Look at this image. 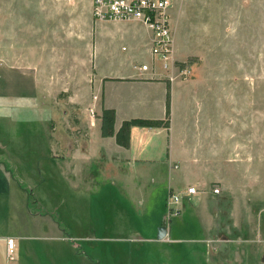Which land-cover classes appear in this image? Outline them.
Here are the masks:
<instances>
[{
  "label": "rangeland",
  "instance_id": "1",
  "mask_svg": "<svg viewBox=\"0 0 264 264\" xmlns=\"http://www.w3.org/2000/svg\"><path fill=\"white\" fill-rule=\"evenodd\" d=\"M93 1L0 0V63L9 64V69L0 67V162L14 177L22 174L37 179L34 185L40 188L38 193L47 195L49 205L55 203L58 194L66 195L73 227L79 225L83 211L96 227L119 226L116 234L123 235L129 226L136 227L143 237H153L159 228L156 222L164 220L171 227L172 244L146 243L137 246L138 254L151 264H208L205 250H212L215 235L210 228L216 223L212 211L218 202L202 203L198 208L185 198V210L168 213L169 192L158 187L149 196L141 190L134 200L108 182L101 185L97 195L82 200L76 193L70 194L67 185L56 178L57 169L44 160L49 153V136L75 134L96 117V110L94 117L90 113L93 85L81 81L78 68L81 58L87 56L92 62ZM167 1L174 49L179 55L188 52L184 62L175 61V66H192L189 78L210 82L205 109L211 114L229 111L231 82L234 148L229 182L233 197L222 198L219 205L232 206L234 218L250 224L243 237L264 240V230L257 229L259 223L264 224V0ZM112 23L120 22H110L109 31ZM132 44L129 38L105 42L95 61L103 69L145 61L156 71H163L148 49L140 46L132 51ZM38 65L41 85L47 83L50 74L48 88L37 85L32 68ZM173 72L174 78L183 79L176 69ZM220 81L227 82L226 92H222L225 88ZM21 143L26 151L18 153ZM181 185L186 187L185 182ZM213 185L218 184H210L211 188ZM155 212L159 213L156 219ZM227 233L230 238L240 234L233 230ZM261 256L258 264H264ZM236 258L231 264H242L239 259L243 253L237 251Z\"/></svg>",
  "mask_w": 264,
  "mask_h": 264
},
{
  "label": "crops",
  "instance_id": "2",
  "mask_svg": "<svg viewBox=\"0 0 264 264\" xmlns=\"http://www.w3.org/2000/svg\"><path fill=\"white\" fill-rule=\"evenodd\" d=\"M93 22L92 62L89 63L87 56L81 58L78 68L82 72L81 81L85 84L91 82L98 96L94 104L96 117L92 123L88 122L86 128L76 130L77 136L74 132L49 136V153L44 160L57 169L56 178L67 185L70 194L76 193L82 200L85 196L97 195L101 185L108 182L117 185L118 190L123 189L134 200L141 190L149 196L158 187L166 192L174 190L183 198L179 212L185 210V198L196 206L216 201L218 205L212 211L216 223L210 228L215 235L210 243L212 250H205L208 264H231L237 261V251L243 253V258L239 259L242 264H258L261 253L262 262L264 240L243 237L245 233L242 232L250 229V224L238 222L232 206L219 205L222 198L233 197L229 182L233 174L234 148L231 82L229 111L213 115L205 109L210 82L189 78L193 75L192 66L191 74L183 79L174 78L172 71L141 72L138 69L141 64L149 66L145 61L138 65L103 69L95 57L98 50H104L105 42L129 38L133 42L130 50L135 51L140 46L149 50L151 34L139 22ZM110 22L120 23H112V31H109ZM121 49L124 51L125 47ZM187 53L179 55L174 49V61L184 62ZM8 65L0 63L1 69L3 66L9 69ZM32 70L35 71L37 85L48 88L50 74L47 83L41 85V76L36 73L40 65L33 66ZM168 85V129L132 127L128 148L117 145L115 137H101L102 109L114 111L115 133L123 122L132 119L163 120ZM219 85L225 88L222 92H226L227 82L220 81ZM24 146L23 143L17 145L18 153L26 151ZM21 176L14 177L0 162V264H151L138 254L137 246L172 244L169 225H166V237L160 241L156 233L153 237H143L136 227L129 226L124 235L116 234L119 226L96 227L83 211L79 225L73 227L67 212L66 195L58 194L54 198L55 203L49 205L47 195L38 193L40 188L34 185L38 183L37 179ZM43 181L39 184L42 185ZM182 182L186 187H182ZM210 184H218L213 187L220 189L219 195L212 194ZM30 185L34 189L30 190ZM189 186L195 187L198 193L186 195L185 190ZM33 190H37L36 195L32 194ZM158 214H153L154 219ZM163 223L164 220L156 222V226L160 228ZM259 224L257 229L263 231L264 224ZM232 230L240 233L237 238L227 235ZM8 240L14 243L12 258L8 257ZM253 247H256L255 252Z\"/></svg>",
  "mask_w": 264,
  "mask_h": 264
},
{
  "label": "built area",
  "instance_id": "3",
  "mask_svg": "<svg viewBox=\"0 0 264 264\" xmlns=\"http://www.w3.org/2000/svg\"><path fill=\"white\" fill-rule=\"evenodd\" d=\"M169 4L167 0H94L92 3V18L97 22L132 21L141 23L149 30L151 36L149 50L153 58L161 63V69L169 72L176 69L180 77L186 78L191 74L190 66L176 67L173 59L174 37L169 19ZM141 72L155 69L147 64L138 68ZM98 96L93 97L94 104ZM90 110L94 117L95 106ZM213 195H219L218 187L211 188ZM186 195H195L198 190L189 186ZM181 194L170 190L167 197L168 213L178 214ZM13 240L7 241L8 257L12 258Z\"/></svg>",
  "mask_w": 264,
  "mask_h": 264
},
{
  "label": "trees",
  "instance_id": "4",
  "mask_svg": "<svg viewBox=\"0 0 264 264\" xmlns=\"http://www.w3.org/2000/svg\"><path fill=\"white\" fill-rule=\"evenodd\" d=\"M180 67L184 66V63H180ZM101 137H115L117 145L128 148L130 141V130L132 127L139 128H169L170 122V92L169 85L166 96L165 104V118L163 120H148V119H132L122 123L118 132H114V120L115 113L113 110L102 109L101 110Z\"/></svg>",
  "mask_w": 264,
  "mask_h": 264
},
{
  "label": "water",
  "instance_id": "5",
  "mask_svg": "<svg viewBox=\"0 0 264 264\" xmlns=\"http://www.w3.org/2000/svg\"><path fill=\"white\" fill-rule=\"evenodd\" d=\"M167 235V230H166V223L164 222L163 225L159 228L158 233H157V240H163Z\"/></svg>",
  "mask_w": 264,
  "mask_h": 264
}]
</instances>
